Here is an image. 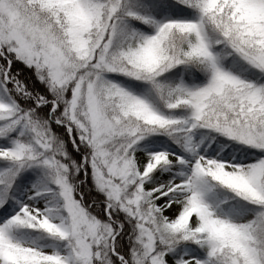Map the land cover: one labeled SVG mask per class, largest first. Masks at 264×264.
Segmentation results:
<instances>
[{
  "label": "snow or ice",
  "instance_id": "snow-or-ice-1",
  "mask_svg": "<svg viewBox=\"0 0 264 264\" xmlns=\"http://www.w3.org/2000/svg\"><path fill=\"white\" fill-rule=\"evenodd\" d=\"M0 264H264V0H0Z\"/></svg>",
  "mask_w": 264,
  "mask_h": 264
}]
</instances>
